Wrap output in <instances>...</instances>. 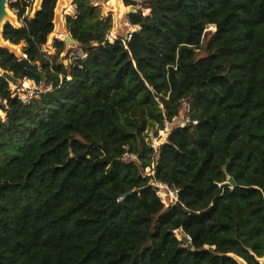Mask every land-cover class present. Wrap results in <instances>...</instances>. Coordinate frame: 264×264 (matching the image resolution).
I'll return each mask as SVG.
<instances>
[{
	"label": "trees",
	"instance_id": "obj_1",
	"mask_svg": "<svg viewBox=\"0 0 264 264\" xmlns=\"http://www.w3.org/2000/svg\"><path fill=\"white\" fill-rule=\"evenodd\" d=\"M140 1L150 11L128 15L136 30L124 45L106 40L111 20L92 0H72L65 28L82 55L68 65L64 42L52 59L42 52L57 0L33 17L11 4L21 26L6 23L2 38L24 44L51 90L23 104L0 77V264L264 257V0ZM19 60L0 48L2 71L39 82ZM184 103L197 124L154 150L146 134ZM155 183L176 192L173 205Z\"/></svg>",
	"mask_w": 264,
	"mask_h": 264
},
{
	"label": "rangeland",
	"instance_id": "obj_2",
	"mask_svg": "<svg viewBox=\"0 0 264 264\" xmlns=\"http://www.w3.org/2000/svg\"><path fill=\"white\" fill-rule=\"evenodd\" d=\"M17 2H20L21 5H25L24 7V15H27L29 17H33L34 14L40 9L42 0H16ZM131 5L126 6L124 3V0H117L116 3H111L110 0H92L94 6L101 9V15L104 19L111 20V29L108 32L109 34L115 36L116 38H124L125 35L129 32L131 33V27L128 25V15L135 10H139L142 7L140 0H130ZM63 4H62V3ZM10 0H6V9L8 13L6 14L1 6H0V13H5L6 15V23L11 24L12 26L19 28L21 26V19L18 17L17 10H12L11 8ZM142 11L146 13V15L149 13V9L143 7ZM75 14V7L72 5V0H57L56 8L54 11V30L51 34L55 33H61L64 32V34H60V38H57V36H49L46 45L42 47V52L47 56L49 59H52L56 56L57 50L54 48V40H63V37L65 35L70 34L65 31V18L66 16H73ZM4 24V25H5ZM215 31L214 26H207L205 29L206 35L204 36L203 43L207 41L211 33ZM0 48H6L10 52H12L18 59L22 58V54L24 52V44H20L19 46L14 45H7L2 44V47ZM81 51L78 49L77 45L67 47L64 44V50L62 53L58 55V62H62L64 65H68L72 62L73 58L76 55H81ZM205 56V53L201 51L198 55V57ZM39 63H37L38 65ZM20 81V80H19ZM19 83V82H18ZM14 84L9 83V88H13ZM1 111V110H0ZM2 112V111H1ZM0 119L2 122L5 120V113H0ZM175 128V127H173ZM164 135V136H163ZM167 134H161L159 131L157 135H154V131L151 130L146 134L145 141L148 144H151V146L154 149H157L160 145L167 142ZM146 176H150L152 174V169H146L145 171ZM154 186L157 189V195L160 198L162 204L165 208H168L169 206L173 205L176 202L177 194L175 191H173L171 188H168L167 186H159L154 184ZM177 238L181 239L182 234L179 232L175 233ZM262 259V258H261Z\"/></svg>",
	"mask_w": 264,
	"mask_h": 264
},
{
	"label": "built area",
	"instance_id": "obj_3",
	"mask_svg": "<svg viewBox=\"0 0 264 264\" xmlns=\"http://www.w3.org/2000/svg\"><path fill=\"white\" fill-rule=\"evenodd\" d=\"M16 2H17L16 0H10V3L12 4H15ZM142 14L146 15V13L144 12H142ZM128 25L131 27L132 32L131 33L128 32L124 38H116L115 36L108 33L106 35V40L110 43H113L114 41L119 40L121 41L122 44L126 45V42L129 41L131 34L136 30V27L132 26L129 22H128ZM26 57H27L26 54L23 53L22 58H26ZM18 82L19 83L13 85V88H9V89H10L11 97L19 100L23 104H28L34 100H37L40 98L41 95L51 90V85H45L43 81H40V80L39 82H36L35 80L23 78L22 80ZM196 124H197V121L192 120L190 118V105L188 103H184L183 108L180 111L179 115L174 117L170 121L165 120L164 126L162 130H160V132L161 134H167L169 137L171 132L176 128H186L190 125L195 126ZM123 159L135 160L136 157L128 153H125L123 155ZM153 175H154V172L152 171L151 176ZM156 185L163 186L159 183H156Z\"/></svg>",
	"mask_w": 264,
	"mask_h": 264
},
{
	"label": "water",
	"instance_id": "obj_4",
	"mask_svg": "<svg viewBox=\"0 0 264 264\" xmlns=\"http://www.w3.org/2000/svg\"><path fill=\"white\" fill-rule=\"evenodd\" d=\"M62 41L64 42V44L67 47L77 45V43L69 35H65ZM19 62L24 68H26L31 73H33L40 81H43V82L45 81L44 75L41 73L40 68L36 64H33L31 61H29L26 58L20 59ZM0 77L4 78L8 83H11V84H17L18 83V80L13 76L12 73H10L8 71H2L0 74ZM225 185L235 187L236 183H235L233 178L228 177V180L225 183ZM131 193L132 192H130L129 194H131ZM129 194H127V195H129ZM238 262H239V264H246L242 259H238ZM259 263L264 264V257L262 259H259Z\"/></svg>",
	"mask_w": 264,
	"mask_h": 264
},
{
	"label": "bare ground",
	"instance_id": "obj_5",
	"mask_svg": "<svg viewBox=\"0 0 264 264\" xmlns=\"http://www.w3.org/2000/svg\"><path fill=\"white\" fill-rule=\"evenodd\" d=\"M110 2L113 4V3H116L117 0H110ZM0 6H1L2 10L7 14L8 11L6 9V0H0ZM5 13L4 14L0 13V47H2V44L11 45L9 42L3 40V38H2V29H3V26H4L5 22H6V20H7ZM60 34H64V32L56 33L55 36H57V38H60ZM51 35L54 36V34H51ZM1 72H2V70L0 69V74H1Z\"/></svg>",
	"mask_w": 264,
	"mask_h": 264
},
{
	"label": "crops",
	"instance_id": "obj_6",
	"mask_svg": "<svg viewBox=\"0 0 264 264\" xmlns=\"http://www.w3.org/2000/svg\"><path fill=\"white\" fill-rule=\"evenodd\" d=\"M64 29H65V27H64ZM65 31H66V29H65ZM67 32V31H66Z\"/></svg>",
	"mask_w": 264,
	"mask_h": 264
},
{
	"label": "flooded vegetation",
	"instance_id": "obj_7",
	"mask_svg": "<svg viewBox=\"0 0 264 264\" xmlns=\"http://www.w3.org/2000/svg\"><path fill=\"white\" fill-rule=\"evenodd\" d=\"M56 35V33L54 34V36Z\"/></svg>",
	"mask_w": 264,
	"mask_h": 264
}]
</instances>
